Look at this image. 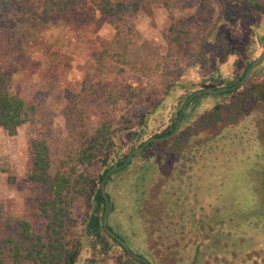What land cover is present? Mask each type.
<instances>
[{
  "label": "rangeland",
  "instance_id": "374dc122",
  "mask_svg": "<svg viewBox=\"0 0 264 264\" xmlns=\"http://www.w3.org/2000/svg\"><path fill=\"white\" fill-rule=\"evenodd\" d=\"M128 1L138 8L122 24L99 12L84 25L51 24L15 59L22 74L10 88L31 106L16 135L0 126V218L28 217L42 228L26 203L35 197L26 182L32 140L50 145L56 167L107 126L116 145L76 167L105 174L148 138L171 132L193 92L238 82L264 51V12L251 9L254 0L226 2V10L214 1L205 19L197 18V0ZM177 20L193 41L171 39ZM123 24L128 38L116 35ZM5 38L0 27V48ZM7 62L0 52V69ZM262 85L264 60L236 91L195 96L173 137L108 178L109 227L132 252L153 264H264V99L247 88ZM91 195L69 198L76 264H144L105 230V205Z\"/></svg>",
  "mask_w": 264,
  "mask_h": 264
},
{
  "label": "trees",
  "instance_id": "16d2710c",
  "mask_svg": "<svg viewBox=\"0 0 264 264\" xmlns=\"http://www.w3.org/2000/svg\"><path fill=\"white\" fill-rule=\"evenodd\" d=\"M214 1L222 2L226 10V2L235 0H197L198 19H205L213 14ZM87 3L91 4L88 10ZM249 3L253 11L264 12V1L254 0ZM137 5L138 3L128 0H0V27L6 34L0 52L8 59L7 68L0 69V126L8 135H16L19 127L28 119L31 105L20 94L12 91L10 86L15 76L22 74L17 66L19 62L15 59L22 56L25 46L36 39L32 33L44 35L51 29V24L60 28L71 23L84 25L97 12L122 24L126 11L136 10ZM235 17L233 12L231 18ZM169 29L171 39L177 44L189 43L194 39L183 20L174 21ZM128 33L123 24L116 35H126L128 38ZM104 54L102 52V55ZM262 87L247 88L250 92H259V97L264 99V85ZM103 128L105 129L90 134L79 148L60 156L56 167L53 166L50 145L46 141L32 140L26 182L30 193L35 197L29 196L26 203L33 207L37 217L42 219V228L34 230L28 217L13 220L0 218V264H20L24 260H29L32 264H76L80 241L73 238L75 231L69 214V198H75L76 192L89 190L93 194L91 197L94 202L106 204L100 185L105 174L77 172L76 168L80 164L89 163L92 160L90 156L96 152L106 151L116 145L113 131L107 126ZM107 152L104 166L111 163L113 157L111 150ZM154 189L156 190L157 186ZM5 233L6 236H2Z\"/></svg>",
  "mask_w": 264,
  "mask_h": 264
},
{
  "label": "water",
  "instance_id": "95a60500",
  "mask_svg": "<svg viewBox=\"0 0 264 264\" xmlns=\"http://www.w3.org/2000/svg\"><path fill=\"white\" fill-rule=\"evenodd\" d=\"M264 60V51L263 53L258 56L251 64L250 66L247 68L244 76L234 85H232L231 87H219V88H202L199 90H196L195 92H193L188 99L186 100L183 108L181 109V112L179 114L178 120L176 122L175 128L168 134H164V135H160V136H152L150 138H148L146 141H144L141 145L137 146L136 148H134L131 152H129V154L127 155L126 159L120 163V164H116L114 166H112L111 168H109V170L105 173L103 180L101 182V191L102 194L105 198L106 204H105V212H104V217H103V225L105 230L112 236L114 237L118 242H120L124 248L126 250H128L133 256L139 258L140 260H142L143 262H145L146 264H153L152 262H150L149 260H147L146 258H144L143 256H140L134 252H132L130 250L129 245L127 244V242L121 238L117 233H115L110 227H109V212H110V208H111V200H110V196L108 194V192L106 191V183L108 178L117 170L127 166L130 161L132 160V158L142 152L143 150H145V148L151 144L152 142H157V141H162V140H166L169 139L171 137H173L177 131L179 130L183 115L185 113V110L188 106V104L192 101V99L200 94L203 93H218V92H223V91H227V90H231V89H236L237 87L241 86L242 84H244L249 76L251 75L253 69L262 61Z\"/></svg>",
  "mask_w": 264,
  "mask_h": 264
},
{
  "label": "flooded vegetation",
  "instance_id": "af4514ba",
  "mask_svg": "<svg viewBox=\"0 0 264 264\" xmlns=\"http://www.w3.org/2000/svg\"><path fill=\"white\" fill-rule=\"evenodd\" d=\"M249 66H250V65H249ZM243 76H244V75H243ZM243 76H242V77H243ZM236 83H237V82H236ZM236 83H234V84H236ZM234 84H232V85H234ZM232 85H231V86H232ZM242 85H243V84H242ZM242 85H241V86H242ZM231 86H228V87H231ZM239 87H240V86H239ZM237 88H238V87H237ZM237 88H236V89H237ZM201 89H202V88H201ZM231 90H234V89H231ZM227 91H230V90H227ZM183 116H184V115H183ZM178 117H179V116H178ZM182 119H183V118H182ZM177 120H178V119H177ZM169 133H170V132H169ZM167 134H168V133H167ZM154 136H160V135H154ZM146 259H147V258H146ZM147 260H148V259H147ZM143 263L146 264L145 262H143Z\"/></svg>",
  "mask_w": 264,
  "mask_h": 264
}]
</instances>
